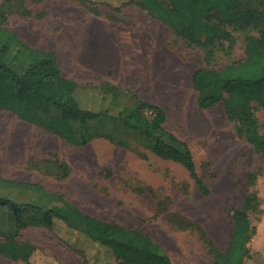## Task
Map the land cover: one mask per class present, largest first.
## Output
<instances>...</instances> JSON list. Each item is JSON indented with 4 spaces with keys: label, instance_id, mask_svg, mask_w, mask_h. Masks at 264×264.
<instances>
[{
    "label": "rangeland",
    "instance_id": "1",
    "mask_svg": "<svg viewBox=\"0 0 264 264\" xmlns=\"http://www.w3.org/2000/svg\"><path fill=\"white\" fill-rule=\"evenodd\" d=\"M240 2L264 12V0ZM118 3L0 0V64L16 72L24 69L12 59L17 50L12 38L54 53L63 75L79 86L75 98L80 107L101 115L82 129L74 128L77 134L92 135L81 146L0 109V196L36 203L32 194L1 181L38 185L61 194L85 215L142 230L171 264H210L197 232L173 226L169 215L196 223L224 250L233 228L231 212L242 209L245 197L253 194L258 202L249 218L255 234L243 264H264V158L236 135L221 106L201 110L191 86L198 68L218 71L243 61V39L206 66L200 49L187 46L140 8L125 6L114 14L108 5ZM112 16L119 21H111ZM139 102L164 111L163 132L157 135L168 141L170 134L187 146L207 196L180 166L156 158L140 136L122 127L119 119ZM253 110L261 129L264 113L256 104ZM34 116L46 122L57 113L36 108ZM58 164L67 167L66 177ZM14 231L11 215L1 210L0 241ZM15 234L18 242L36 248L34 264H84L75 251H82L88 264H107L109 259L104 249L57 221L52 230L30 226ZM0 264L22 263L0 258Z\"/></svg>",
    "mask_w": 264,
    "mask_h": 264
},
{
    "label": "trees",
    "instance_id": "2",
    "mask_svg": "<svg viewBox=\"0 0 264 264\" xmlns=\"http://www.w3.org/2000/svg\"><path fill=\"white\" fill-rule=\"evenodd\" d=\"M80 1L91 5L115 2ZM132 5L154 16L187 46L200 49L206 66L212 65L218 54H228L238 38L243 39V61L218 71L198 68L191 77V86L197 93V105L201 110L221 106L236 135L264 158V123L260 129L253 110L256 104L264 113V12L244 7L240 0H119L118 6H108L114 14H119L123 7ZM110 19L119 21L114 16ZM11 42L17 47L12 59L24 69L16 72L10 66L0 64V109L24 122L43 126L68 144L85 145L92 135L77 134L74 128L82 129L101 115L80 107L75 98L79 86L63 75L54 53L36 51L15 38ZM36 108L45 113L53 110L57 116L43 122L34 116ZM165 121L164 111L146 102H139L136 109L119 119L124 129L144 140V147L151 154L180 166L198 192L207 196L208 189L198 175L187 146L170 134H167L168 141L157 135L163 132ZM113 142L125 147L121 140ZM58 169L63 171V176L68 175L65 165L58 164ZM1 183L36 197V203H18L0 196V211L5 210L11 215L15 229L0 241L1 259L34 264L31 260L36 248L18 242L15 232L30 226L52 230L57 221L104 249L109 258L107 264H171L161 246L138 228H126L116 222L85 215L61 194L48 193L38 185ZM257 202L256 196L250 194L245 197L242 209L231 212L233 228L224 250L196 223L173 213L169 220L180 230L197 232L210 264H243L250 257L247 245L255 234L249 213L256 209ZM158 206L161 208V204ZM75 252L84 264H88L82 251Z\"/></svg>",
    "mask_w": 264,
    "mask_h": 264
},
{
    "label": "bare ground",
    "instance_id": "3",
    "mask_svg": "<svg viewBox=\"0 0 264 264\" xmlns=\"http://www.w3.org/2000/svg\"><path fill=\"white\" fill-rule=\"evenodd\" d=\"M96 39V38H95ZM79 41V40H78ZM87 50V49H86ZM97 50V49H96ZM137 50V49H136ZM83 54V53H82ZM110 57V56H109ZM109 61V60H108Z\"/></svg>",
    "mask_w": 264,
    "mask_h": 264
}]
</instances>
